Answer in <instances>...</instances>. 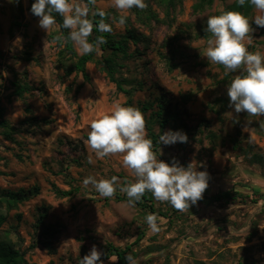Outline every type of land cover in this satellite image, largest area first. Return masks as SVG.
<instances>
[{"label": "rangeland", "instance_id": "obj_1", "mask_svg": "<svg viewBox=\"0 0 264 264\" xmlns=\"http://www.w3.org/2000/svg\"><path fill=\"white\" fill-rule=\"evenodd\" d=\"M235 1L213 0L196 8L200 0H182L167 10L145 0L158 22L143 25L130 10L112 7L113 0H97L95 7L110 14L112 35L134 30L148 39L146 45L130 44V53L137 48L140 56L126 61L120 73L130 83L125 95L94 63L86 66L88 82L82 75L65 78L57 61L60 49L49 39L57 26L49 32L39 27L30 11L35 0H20L21 13L17 3L0 0V122L15 130L6 136L0 128V190L38 189L16 209L2 211L1 231L10 232L26 264H79L93 245L103 253L108 246L129 247L138 264H264V117L236 114L229 107L227 87L236 75H246L243 69L227 72L204 57L211 38L205 31L208 16ZM121 15L128 22L113 23ZM256 15L264 13L253 8L249 20ZM252 27L256 31L245 44L264 55V28L254 21ZM101 55L99 50L95 58ZM17 83L30 88L21 98L15 95ZM161 95L178 110V120L163 129L151 117ZM116 104L144 114L147 138V127L158 137L154 150L160 160L175 159L184 167L194 162L198 171L210 174L203 199L189 212L158 202L151 193H145L149 202L133 207L119 189L114 198H103L91 185L83 186L89 176H117L121 186L135 182L122 155L97 159L86 143L91 121L111 114ZM147 104L152 108L142 111ZM28 118L34 126L23 124ZM168 130L183 131L188 142L159 145ZM253 156L261 162L253 163ZM55 189L72 195L59 198ZM148 214L158 217L159 232L149 228ZM48 226L55 233L46 247L42 233Z\"/></svg>", "mask_w": 264, "mask_h": 264}, {"label": "clouds", "instance_id": "obj_2", "mask_svg": "<svg viewBox=\"0 0 264 264\" xmlns=\"http://www.w3.org/2000/svg\"><path fill=\"white\" fill-rule=\"evenodd\" d=\"M8 2L18 4L20 0ZM249 2L258 12L264 13V0ZM237 3L243 7L246 0H237ZM96 4L97 0H35L30 11L39 18V27L46 32L57 23L54 14L62 17V27L70 31L67 37L57 35L56 40L71 41L78 54L84 56L99 52L100 45L107 42L103 35L89 42L94 28L100 33L113 32L112 24L106 22L108 14L100 9L93 10ZM112 7L123 13L132 8L144 11L148 4L145 0H113ZM90 15L98 16V22L89 19ZM126 20L127 17L121 15L113 23L123 26ZM253 21L257 28H264V15H256L252 21L239 11L208 16L205 31L211 34V38L207 41L204 57L213 64L223 65L227 72L242 68L246 75H236L227 87L229 107L236 114L264 117V55L250 52L245 44L246 39L251 41L256 31L252 27ZM187 142V134L180 130H168L159 136V145ZM86 143L97 159L122 155L123 166L136 178L135 182L121 186L117 176L100 180L86 177L83 186L91 185L103 198H114L119 189L126 194L128 204L134 207L145 193H151L156 201L167 202L175 210L185 213L203 199L209 187L210 174L207 170L198 171L194 162L184 167L175 159L169 164L157 157L153 141L147 138L145 116L136 107L116 104L111 114L92 120ZM159 152L162 155V149L159 148ZM88 163H93L92 155H89ZM145 219L152 232L160 231L155 214H148ZM103 255L93 245L89 253L80 258L79 264H104ZM125 261L126 264H138L131 255L126 256Z\"/></svg>", "mask_w": 264, "mask_h": 264}, {"label": "trees", "instance_id": "obj_3", "mask_svg": "<svg viewBox=\"0 0 264 264\" xmlns=\"http://www.w3.org/2000/svg\"><path fill=\"white\" fill-rule=\"evenodd\" d=\"M81 2H86V0H80ZM161 6L165 9H174L177 4H180L182 0H156ZM213 0H200L199 5L196 8H203V6H211ZM19 13L22 12V7L20 2L17 4ZM254 6H252L249 0H246V3L243 7L239 6L237 0L230 6L226 7L222 12L217 15L225 12V11H239L246 15L251 13ZM98 8L94 7L93 10ZM131 13L135 16V19L139 21L141 24H151L152 22H158V18L155 13H153L150 9H146L141 11L137 8L130 9ZM108 22L109 12H107ZM56 15V26L57 31L50 36V40L56 44V47L60 49L58 53V63L64 73V77L68 78L71 75H82L85 82L89 81V77L86 73V66L89 63H94L97 67H99V71L104 73L108 78L109 82L116 86L118 92L123 93L125 95H130L131 91L126 90L125 88L130 85L127 80L122 79L120 73L122 69L125 67V62L132 60L136 55H139V51L136 48L133 52L130 53V44L134 47L139 44L146 45L148 43V39L146 36L142 34H138L134 30H127L126 34L123 36H119L116 38L114 35L109 33H100L97 29L94 28L92 36L89 37V42H94L96 37L99 35H103L106 38V43L100 45V51L102 55L97 59L95 58L96 52H93L88 55H84L81 57H77L73 48V44L71 41L60 42L56 40L57 35H62L64 37L68 36L70 30L64 29L62 27L63 18L58 14ZM94 23L98 22L99 17L91 18ZM119 20V16H115V21ZM128 20H126V23ZM140 56V55H139ZM15 95L19 98L23 96L24 93L30 91V88L25 84H15ZM152 108L151 104L143 105L141 110L146 112ZM27 112H29L27 110ZM152 118H155V123H157L160 129L165 128L167 124L170 122H174L178 120V110L175 108H171V104L169 101L161 95L157 98V111L151 114ZM35 120L33 118H28L24 125L34 126ZM0 128L3 129V133L6 136L11 135L15 130L10 126L6 121L0 122ZM148 138L153 141L154 148L157 145L158 137L152 132L151 127H147ZM253 163H260L261 160L253 156ZM55 194L59 198H66L72 195L71 191H61L55 189ZM38 189L33 188L30 190H18V191H10V190H0V264H26L24 255L20 253L14 246L10 238V232L1 231L2 226L6 222V215L3 214L2 211H11L18 207V205L28 201L33 196L37 195ZM223 198H229V194H225L222 196ZM118 201H123V198L117 197ZM144 202H149V197L145 194L141 199ZM41 219H43L41 217ZM55 231L52 226H48L44 228L42 233V243L44 246L49 247L48 243L51 237L54 235ZM131 255L136 259V254L131 252L129 247L125 249L115 248L112 246H108L107 250L104 252V255L101 257L103 261H109L111 258H115V263L112 264H126L125 257Z\"/></svg>", "mask_w": 264, "mask_h": 264}]
</instances>
